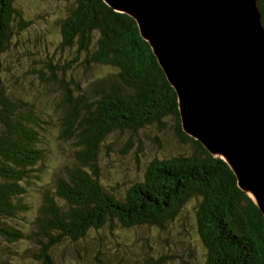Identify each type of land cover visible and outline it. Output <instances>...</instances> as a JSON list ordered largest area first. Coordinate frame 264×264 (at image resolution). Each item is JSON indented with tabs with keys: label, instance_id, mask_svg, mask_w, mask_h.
<instances>
[{
	"label": "trees",
	"instance_id": "obj_1",
	"mask_svg": "<svg viewBox=\"0 0 264 264\" xmlns=\"http://www.w3.org/2000/svg\"><path fill=\"white\" fill-rule=\"evenodd\" d=\"M17 1L0 0V69L10 41L27 26ZM258 5L264 22V0ZM60 15L62 44L76 46L84 54L86 68L106 66L115 72L85 88L68 83L61 87L63 99L54 111L60 124L57 139L71 147V162L53 173L51 185L34 182V174L43 166L42 144L47 137L39 132L38 122L43 125L48 120L36 122L29 110L34 106L25 101L1 100L3 255L11 248L2 244L6 243L16 248L17 257L29 255L42 264H55L53 250L66 241L79 243L92 232L119 225L163 229L198 198L196 233L207 250L205 264H264V215L241 191L226 162L183 132L175 90L136 21L103 0H77ZM53 75L52 81H58L61 74ZM169 121L176 124L179 139L189 143L190 151L168 160L155 159L144 180L126 194L105 186L101 149L109 137ZM25 185L40 188L42 202L34 211L24 202L30 191Z\"/></svg>",
	"mask_w": 264,
	"mask_h": 264
},
{
	"label": "rangeland",
	"instance_id": "obj_2",
	"mask_svg": "<svg viewBox=\"0 0 264 264\" xmlns=\"http://www.w3.org/2000/svg\"><path fill=\"white\" fill-rule=\"evenodd\" d=\"M77 0H18L17 6L27 24L26 29L14 36L2 56L0 72L1 100L25 101L34 106L29 109L33 119H47L40 124L44 138L43 166L34 175L36 184H48L60 167L71 162V147L57 139L60 124L54 111L63 99L61 87L68 83L87 87L97 79L110 77L115 72L110 67L86 68L84 54L78 48L62 44L60 14L76 6ZM16 28V27H15ZM17 29V28H16ZM99 35L96 33L95 38ZM53 73L61 74L58 81ZM65 75V76H63ZM174 120V119H171ZM43 128V130H42ZM5 130L0 121V132ZM189 143L178 137L176 124L150 126L138 132L114 133L101 149L104 185L126 194L129 188L144 180L145 172L155 159L168 160L188 153ZM32 179V178H31ZM35 184V185H36ZM24 202L36 210L42 202L40 188L28 186ZM47 188H51L48 186ZM193 199L182 217L165 228L117 226L92 232L79 243L66 241L53 250L55 264H205L207 250L197 236L196 206ZM195 210V211H194ZM33 213V212H32ZM32 213H27L32 215ZM30 217L25 222H28ZM8 254L0 250V264H42L33 256L17 257L16 248L10 244ZM25 248L28 246L24 245ZM19 246H17L18 249ZM18 258V259H17ZM21 259H27L20 262Z\"/></svg>",
	"mask_w": 264,
	"mask_h": 264
},
{
	"label": "water",
	"instance_id": "obj_3",
	"mask_svg": "<svg viewBox=\"0 0 264 264\" xmlns=\"http://www.w3.org/2000/svg\"><path fill=\"white\" fill-rule=\"evenodd\" d=\"M138 25L183 132L226 162L264 215V22L258 0H103Z\"/></svg>",
	"mask_w": 264,
	"mask_h": 264
}]
</instances>
